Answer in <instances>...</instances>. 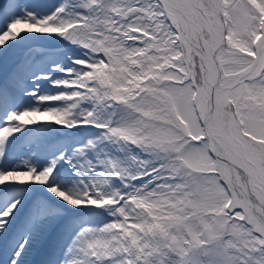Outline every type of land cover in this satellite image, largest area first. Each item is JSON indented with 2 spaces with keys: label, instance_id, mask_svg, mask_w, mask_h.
<instances>
[{
  "label": "rangeland",
  "instance_id": "374dc122",
  "mask_svg": "<svg viewBox=\"0 0 264 264\" xmlns=\"http://www.w3.org/2000/svg\"><path fill=\"white\" fill-rule=\"evenodd\" d=\"M200 1L225 24L226 49L252 52L264 0ZM89 13L96 20L87 32L92 46L34 48L3 65L6 77L21 75L23 81L2 117L23 112L50 117L20 138L17 145L25 151L18 159L33 160L42 171L54 169L47 190L56 198L110 203L82 220L55 223L52 264H73L67 252L77 243L104 257L110 244L120 264H264L263 238L232 209L207 151L185 48L153 0H0V39L15 22L55 32L83 22ZM247 63L224 57L221 69L234 73ZM218 115L224 131L251 157V173L264 195V46L256 67L230 90ZM11 126L15 133L23 130L20 123ZM8 147L3 143L0 150ZM62 162L68 173L52 167ZM79 164L95 170L88 192L76 172ZM9 168L0 176L29 169ZM60 180L69 183L61 188ZM18 195L8 194L2 204ZM34 200L42 202L38 196ZM54 210L46 219L64 212ZM34 215L35 210L26 226Z\"/></svg>",
  "mask_w": 264,
  "mask_h": 264
},
{
  "label": "bare ground",
  "instance_id": "6f19581e",
  "mask_svg": "<svg viewBox=\"0 0 264 264\" xmlns=\"http://www.w3.org/2000/svg\"><path fill=\"white\" fill-rule=\"evenodd\" d=\"M153 2L154 9L165 21H167L173 36L175 38L182 37V39H180L183 40L185 50L192 60L190 67L195 69L196 66L193 56L197 55L199 58L203 74L202 82L196 89V96L198 99L197 108L200 111L201 119H204L205 131L210 137L208 148L210 153L216 158L224 176L233 183V190L238 195L239 203L241 207L244 208L247 220L252 223L255 229L263 232L264 235V208L262 207L264 195L261 187L253 176V172L251 173V157L247 152L242 151V149L235 145L234 139L224 131V125L221 117L218 115V110L225 105L227 88L238 77L236 73L221 74V70L218 71V69L221 68L220 61L223 57L229 58V56L245 57L246 60H251L254 57V52L253 54L248 52L245 54V52L241 51H232L230 53L224 50L220 42L223 31L222 25L219 24L215 17L204 9L197 0H153ZM262 17L264 18V10L261 19ZM93 19L94 18L89 14L85 23H76L66 27L60 32L52 33L41 30L40 27L29 25L23 21L15 22L6 29L5 34L0 39V89L2 86L7 88V91H3V89L0 91V145L9 143L7 150H0V174L4 172L3 170L7 168L8 165L13 169L29 168L26 174L18 173L15 175L5 174L0 176V197L6 192L10 193L12 191H27L28 193L27 196L20 197L17 202L14 201L0 209V252L3 245H7L8 247L6 253L4 252V257L0 255V264H31L35 254L39 252L45 242H47L51 229L57 221L55 215L50 219H46L48 213L50 212L52 214L53 211H55L54 209L62 208L64 210L60 218L62 223L68 224L69 221L76 222L86 218L90 214L100 213L104 207L110 206L109 202L104 204L102 202L88 204L81 199L67 202L62 196L60 199L56 198L52 196L50 190H47L49 183H54V177L56 178V174L53 172L54 169L52 171H42L41 167L37 168V166V169L35 168L33 170L35 165L27 163L28 160H26L25 163L11 159V155L18 150L17 144L20 142V138L29 133L30 128L32 129L35 125L39 123L44 124V122L50 120L47 113L23 112L18 117L13 115L2 117L3 110L6 106L5 103H8L9 95L20 90L19 80L13 81L11 78L4 75L3 65L5 62L30 47L57 48L76 41L83 43V41L77 40L81 35L80 28L90 26V22H92ZM203 26L209 31L211 42H208L206 39ZM261 35L262 28L259 26V33L255 41H260ZM9 37H11V40ZM195 75L192 74L191 76L194 81ZM12 123H20L23 130L15 133L11 126ZM37 153L34 154V156H36ZM100 153L99 155L101 156ZM16 155L19 154L17 153ZM121 156H123V154ZM98 158L96 156L97 160ZM5 160H7L6 164L4 163ZM86 160L90 159L87 157ZM86 160L81 161L85 163ZM99 165H101V162ZM52 167H56V171L58 170L59 172L66 171L65 173H68L70 169L64 162H62V164L54 163ZM38 171L40 174H36L34 176L36 178L32 179L30 174L38 173ZM94 171L93 167L89 165H78L76 172L79 175L78 178H81L80 184L85 185V192L92 189L93 185L91 183V178L95 173ZM67 183L69 182L60 180L58 186L63 188V186H67ZM130 183L131 182H129V184ZM36 196L42 199L41 203H36L38 206L35 211L37 218L38 215H40V217L39 221L34 222L32 226L28 228L21 220L24 217L27 218V212L29 210L28 205H30L32 199L35 201L34 199ZM1 201L2 200H0V204ZM70 213H72V215H70ZM14 225H16L17 228H15ZM82 230L83 228L79 229L76 235H79ZM19 232L24 234L23 237H18L20 235H18ZM56 243H58V241ZM77 245L78 246L72 249L73 251L68 250L67 252L70 254L73 264H102L104 261H106L104 264H120V260L117 259V256L110 253L113 251L111 250L110 244H108L107 248L109 250L107 254L108 257L101 256L100 253H97V249H95V252L91 247L86 248L78 243ZM12 247H16V252L11 260L8 261L9 249ZM43 251L42 249V252Z\"/></svg>",
  "mask_w": 264,
  "mask_h": 264
}]
</instances>
